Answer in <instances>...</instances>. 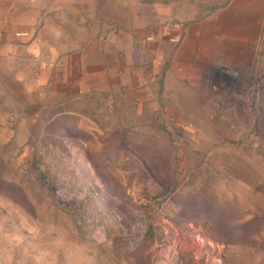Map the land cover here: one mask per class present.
Returning a JSON list of instances; mask_svg holds the SVG:
<instances>
[{
  "label": "rangeland",
  "instance_id": "374dc122",
  "mask_svg": "<svg viewBox=\"0 0 264 264\" xmlns=\"http://www.w3.org/2000/svg\"><path fill=\"white\" fill-rule=\"evenodd\" d=\"M139 2L0 0V264H264V0Z\"/></svg>",
  "mask_w": 264,
  "mask_h": 264
},
{
  "label": "crops",
  "instance_id": "0c3cea01",
  "mask_svg": "<svg viewBox=\"0 0 264 264\" xmlns=\"http://www.w3.org/2000/svg\"><path fill=\"white\" fill-rule=\"evenodd\" d=\"M15 5L13 13L23 27L38 21L46 23L85 24L86 36H97L99 31H110L111 25L124 23L128 16L140 14L139 0H11ZM170 0L169 6H173ZM176 4V2H174ZM88 24V25H86ZM53 27V29H54ZM102 27V30H100ZM71 35V33L69 32ZM68 34V35H69ZM59 36V35H58Z\"/></svg>",
  "mask_w": 264,
  "mask_h": 264
},
{
  "label": "bare ground",
  "instance_id": "6f19581e",
  "mask_svg": "<svg viewBox=\"0 0 264 264\" xmlns=\"http://www.w3.org/2000/svg\"><path fill=\"white\" fill-rule=\"evenodd\" d=\"M85 180H86V179H85ZM87 181H90V182H91V181H92V178L87 179Z\"/></svg>",
  "mask_w": 264,
  "mask_h": 264
}]
</instances>
